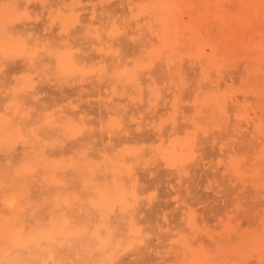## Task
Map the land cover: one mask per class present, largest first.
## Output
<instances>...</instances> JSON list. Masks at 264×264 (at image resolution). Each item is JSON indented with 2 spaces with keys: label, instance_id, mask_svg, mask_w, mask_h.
Masks as SVG:
<instances>
[{
  "label": "rangeland",
  "instance_id": "1",
  "mask_svg": "<svg viewBox=\"0 0 264 264\" xmlns=\"http://www.w3.org/2000/svg\"><path fill=\"white\" fill-rule=\"evenodd\" d=\"M0 264H264V0H0Z\"/></svg>",
  "mask_w": 264,
  "mask_h": 264
}]
</instances>
